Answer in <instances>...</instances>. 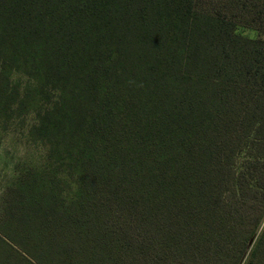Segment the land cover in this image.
<instances>
[{
	"label": "trees",
	"instance_id": "obj_1",
	"mask_svg": "<svg viewBox=\"0 0 264 264\" xmlns=\"http://www.w3.org/2000/svg\"><path fill=\"white\" fill-rule=\"evenodd\" d=\"M4 124L0 264H264V0H0Z\"/></svg>",
	"mask_w": 264,
	"mask_h": 264
},
{
	"label": "rangeland",
	"instance_id": "obj_2",
	"mask_svg": "<svg viewBox=\"0 0 264 264\" xmlns=\"http://www.w3.org/2000/svg\"><path fill=\"white\" fill-rule=\"evenodd\" d=\"M236 31L248 37L256 36L254 32L243 28H238ZM21 128L22 126H19L16 130L8 133H5V124L2 128L0 138V199L5 189V183L13 177L16 167L22 164L23 157L26 154L39 156V146L27 143Z\"/></svg>",
	"mask_w": 264,
	"mask_h": 264
}]
</instances>
